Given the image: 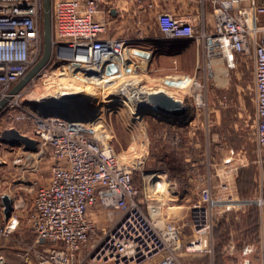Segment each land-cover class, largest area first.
<instances>
[{
    "label": "built area",
    "instance_id": "obj_1",
    "mask_svg": "<svg viewBox=\"0 0 264 264\" xmlns=\"http://www.w3.org/2000/svg\"><path fill=\"white\" fill-rule=\"evenodd\" d=\"M121 1L141 4L144 0ZM206 1L214 10L211 28L203 22L197 29L190 19L156 9V0H150L145 10L155 12L162 38L196 41L202 51L199 70L208 76L213 75L217 60L227 61L232 67L233 54L252 56L255 141L262 156L264 0H201ZM102 2L52 0L54 54L50 63L81 65L96 82L111 78L107 75L111 65L126 67L128 52V39L111 34L113 18L127 9ZM42 7L43 0H0V103L42 56ZM144 62L147 58L140 54L138 63ZM193 78L195 87L201 88L200 81ZM21 93L8 100L0 113H11L16 120H32L38 143L50 147L52 164L49 181L37 188L33 206L25 215L36 240L19 239L16 232L20 228L22 204L6 193L0 195V264H16L7 260L8 251L14 252L20 264H214L217 214L226 213L237 201L233 191L238 169L234 156L229 155L219 164L221 171L224 166L226 175L224 181L221 177L218 193H213L211 183L196 185L199 196L190 198L192 203L187 204L186 215L159 224L156 216L162 212L153 214L152 206H158L151 204L136 184L135 163L117 152L106 128L102 133L83 121L44 116L29 103L25 105L20 100ZM197 105L204 107V116L208 115L202 95L198 96ZM2 131L0 127V136ZM1 145L0 141L3 166ZM156 180L154 175L150 177L157 192L162 185H157ZM168 183V193L179 196L173 181L169 179ZM5 197L11 200L10 209L5 206ZM258 203L264 205V199ZM181 207L185 210V205ZM190 256L196 260H187Z\"/></svg>",
    "mask_w": 264,
    "mask_h": 264
},
{
    "label": "rangeland",
    "instance_id": "obj_2",
    "mask_svg": "<svg viewBox=\"0 0 264 264\" xmlns=\"http://www.w3.org/2000/svg\"><path fill=\"white\" fill-rule=\"evenodd\" d=\"M102 1L103 5L108 1L127 9V12L115 16L111 22V34L128 39L125 45L128 48L126 67L120 69L117 66L111 78L96 82L89 77L91 72L84 68L72 64L63 67L66 62L61 61L49 63L22 91L20 100L25 105L43 106L52 97L54 99L62 94L66 96L88 92L89 103L81 101L75 106L64 104L65 113L97 127L98 132L103 133L105 128L109 131L117 152L135 163L136 184L141 186L151 204L161 208L157 212H162V215L156 216L159 224L186 215L187 204L192 203L190 198L199 196L196 185L211 183L213 193H218L217 189L226 175L224 166L221 171L219 164L229 155L234 156L238 169L234 173L233 191L238 197L232 209L217 214L214 230L217 264L218 255L227 258L232 256L229 246L227 249L224 246L239 238V228H251L256 224L264 228L260 215L257 222L254 220L255 211L252 207L257 206L255 203L258 200L239 203L241 200H250L253 194L264 192V154L259 156L255 141L253 58L251 55L235 53L232 67L227 61L217 60L212 76H208L202 69L198 71L196 78L201 88H196L194 78L189 79L182 76V73L189 72L186 70L188 62L199 51L202 54L201 48L198 51L194 46L187 53L171 55V65H161V55H155L152 51L153 43L161 38L155 12L121 0ZM156 2V9L166 11L169 4L182 10L187 4L188 9L194 6L196 10L201 3L200 0ZM140 54L147 58V62L138 63ZM176 57L180 59L181 68L178 67ZM137 84L147 91H165L187 107L191 106L194 111L191 119L181 121L168 116L167 120H179L180 125L168 127L166 123H161V120L166 119L157 117L152 113L153 110L141 108L144 105L142 94L133 88V85L140 87ZM200 95L208 105L209 113L206 116L204 107L201 109L197 105ZM0 127L2 130L15 127L23 134L37 139L30 119L16 120L11 113L3 112L0 113ZM1 155L5 162L0 168V195L6 193L17 203L21 202L22 217L16 235H20L19 239L30 240L34 234L27 226L25 215L33 206L37 188L50 176V147L39 143L37 151H29L23 145L2 143ZM153 175L156 181L167 182L157 192L153 181H150ZM169 179L178 187L179 196L168 193ZM181 205H185V210L180 208ZM221 220L223 228H220L221 223L218 224ZM186 259L196 260V257Z\"/></svg>",
    "mask_w": 264,
    "mask_h": 264
},
{
    "label": "water",
    "instance_id": "obj_3",
    "mask_svg": "<svg viewBox=\"0 0 264 264\" xmlns=\"http://www.w3.org/2000/svg\"><path fill=\"white\" fill-rule=\"evenodd\" d=\"M113 13L115 11L113 10ZM42 24H43V53L39 60L27 71V73L18 81L16 86L10 92L8 98H5L0 103V108H2L8 100L13 99L14 96L20 94L39 74L40 72L48 66L54 54V20H53V7L52 0H43L42 7ZM69 65V63H64ZM117 66L111 65L107 70V75L113 74L117 69ZM67 102L66 105L79 104L83 101L82 94H68L65 96ZM34 109H39L40 113L44 116H56L63 117L72 121H81L77 118H73L65 113L64 107L59 105L45 104L43 106L33 105ZM142 109L153 110L152 113H157L162 116L161 119H166L170 116L176 119H183L188 113L187 106L180 100L175 99L172 95L165 91H158L152 93L149 98V103L144 104ZM167 120V119H166ZM0 141L4 144H9L12 146L23 145L25 149L29 151H37L38 140L26 134H23L20 130L15 127L7 128L2 131L0 136ZM5 206L10 209L11 200L8 197L4 198ZM45 242V239H42Z\"/></svg>",
    "mask_w": 264,
    "mask_h": 264
},
{
    "label": "crops",
    "instance_id": "obj_4",
    "mask_svg": "<svg viewBox=\"0 0 264 264\" xmlns=\"http://www.w3.org/2000/svg\"><path fill=\"white\" fill-rule=\"evenodd\" d=\"M149 1L150 0H144L143 3L138 4V7L143 9L144 7H146ZM186 5L187 4L184 5L185 9L182 10V8H176L175 6L169 4L167 7V11L171 12L172 14H174L175 16L179 18L190 19L197 29L200 28L203 22L205 23L206 28H211L213 26L214 10L209 1L201 2L200 6L196 8V10L194 9V6H191V9H188ZM195 46L199 51L200 49L196 41H195ZM201 57H202V54H200V51H199L197 55H195L190 60V62H188L189 65L186 70H188L189 72L182 73L183 74L182 76L189 77V79L196 77L199 71V65L202 60ZM159 61L161 65H171V62L173 61V56L161 55V57H159ZM176 61H177V64L179 63L178 67L181 68L180 59L176 57ZM1 167L3 166H0V168ZM49 179H50V176L45 183H47ZM236 197H238V195H236ZM250 198H251L250 200L254 199V201L259 200L261 198L264 199V192H259V195L253 194V196ZM34 199H35V196H34ZM244 204H247V203H244ZM255 204L258 207V215H260L262 221H264V214H262L264 212V205H260L259 203H255ZM243 213H245V208L243 210ZM240 233L241 232H239L238 234ZM259 237H260V240L258 244L251 243V241L248 242V246L250 247L248 249L240 248L241 244L239 245V243L241 242H239V239H236V241L231 240L229 242V245L224 246V249H227L229 246L230 248L229 253L232 256L230 257L228 255L229 258H227V257H222L218 255L217 264H264V228L263 226L259 228ZM214 264H216V257H214Z\"/></svg>",
    "mask_w": 264,
    "mask_h": 264
},
{
    "label": "trees",
    "instance_id": "obj_5",
    "mask_svg": "<svg viewBox=\"0 0 264 264\" xmlns=\"http://www.w3.org/2000/svg\"><path fill=\"white\" fill-rule=\"evenodd\" d=\"M159 29V28H158ZM160 32V30H159ZM161 34V32H160ZM154 47L152 49L153 53L156 55V53H158V55H174V54H184L190 51L191 47L195 46V40L191 39V38H176V39H165L161 38L159 40H156L154 43ZM189 50V51H188ZM191 60V59H190ZM188 113L186 115V117H184L183 119H180L181 121H188L191 119L192 114L194 113L193 109L191 106L188 105ZM161 123H166V125L168 127H173L175 125H180V121L179 120H166L163 121L161 120ZM158 148L160 147V144L157 145ZM162 151H164L162 149ZM250 178V177H248ZM254 209V220L257 222L258 221V207L254 206L252 207V210ZM223 220H221V222L219 221V223H221L220 228H223L222 222ZM239 232H241L240 234H238V239H239V245L241 244L240 248L243 249H248L250 248L248 246V242L251 241V243L254 244H258L260 237H259V226L258 224H256V226H253L251 228H239ZM238 232V233H239ZM34 234V233H33ZM247 235H249V238H247ZM20 236V235H19ZM32 241L36 240V235H33V238L30 239ZM219 243V242H218ZM238 245V244H237ZM7 260L11 263H16V264H20V260L16 258V256L14 255V252H7Z\"/></svg>",
    "mask_w": 264,
    "mask_h": 264
},
{
    "label": "bare ground",
    "instance_id": "obj_6",
    "mask_svg": "<svg viewBox=\"0 0 264 264\" xmlns=\"http://www.w3.org/2000/svg\"><path fill=\"white\" fill-rule=\"evenodd\" d=\"M78 68H84V67H81V65H78V64H75ZM75 65H73V66H75ZM85 69V68H84ZM112 77H114V76H112ZM106 78H109V77H106ZM133 88L135 89V88H137V89H139L138 91L142 94V97H143V100H144V104H146L147 103V101H149V98H150V96H151V92H149V91H145V90H143V89H140V87H138V86H136V85H133ZM136 89V90H137ZM84 92H86V91H84ZM72 93V92H71ZM32 94V93H31ZM87 95H89V93L88 92H86L85 94L83 93L82 94V100L85 102V103H89L88 101H87ZM50 100H45L46 101V103L45 104H52V105H59V106H62V105H64L66 102H67V100L65 99V94H62V96H59V97H54V99H53V97H52V99L51 98H49ZM53 100V101H52ZM45 104H43V105H45ZM155 181V180H154ZM160 182V183H159ZM157 185H159V186H163V181H157V183H156ZM154 188H156V186H154ZM152 211H153V214L154 215H157V214H161V212L160 213H158L157 211H160V208L159 207H153L152 206Z\"/></svg>",
    "mask_w": 264,
    "mask_h": 264
}]
</instances>
